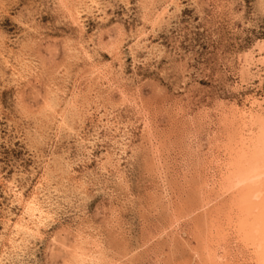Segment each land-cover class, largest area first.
<instances>
[{
	"label": "rangeland",
	"instance_id": "obj_1",
	"mask_svg": "<svg viewBox=\"0 0 264 264\" xmlns=\"http://www.w3.org/2000/svg\"><path fill=\"white\" fill-rule=\"evenodd\" d=\"M149 1L99 0L95 7L89 0H0V254L5 264H63L78 244L79 228L84 237H100L106 264H200L191 251L197 247L191 218L176 224L171 217L179 205L193 206L195 176L205 171L187 165L183 145L190 141L197 154L215 149L218 155L215 140L227 129L222 110L248 107L252 98L264 101V66L259 73L252 69L250 80L242 74L243 57L258 58L256 44L264 40V0H153L152 10L167 9L160 21L145 17ZM84 2L92 9L81 14L80 33L66 8L73 14ZM142 32L145 37L139 38ZM83 48L91 61L82 56ZM96 69L104 79L90 75ZM243 79L248 81L242 84ZM99 92L81 123L74 121L78 135L50 121L49 100L56 101L52 111L57 113L70 95L77 94L82 104ZM147 120L155 129L153 147L162 148L159 172L146 164L152 147L143 133ZM107 122L127 135L119 164L125 186L113 169L99 171L106 153L119 150L113 144L119 134ZM78 136L85 139L83 148ZM45 171L54 174L49 191L57 215L40 238L14 250L7 236L22 210L9 184L28 197ZM81 181L83 189L72 186ZM55 187L63 193L53 192Z\"/></svg>",
	"mask_w": 264,
	"mask_h": 264
},
{
	"label": "bare ground",
	"instance_id": "obj_2",
	"mask_svg": "<svg viewBox=\"0 0 264 264\" xmlns=\"http://www.w3.org/2000/svg\"><path fill=\"white\" fill-rule=\"evenodd\" d=\"M98 1L89 0V3L97 7L96 5H98ZM59 2L63 3V0H59ZM149 2H150L149 5L145 8V10L147 11V15L145 17L149 18V16H151L149 19H153L154 21H160L161 15L165 13L164 11L166 8H161V10L159 11L156 9L152 10L153 0ZM79 5L82 6V8L84 7L82 11L76 10L75 13L72 14L69 8H66V10L70 13V17L74 25L78 26L81 30L80 33H82V31H84L82 30L84 22L82 23L83 17L81 14H83V12L85 14H90L92 7L87 6L85 2L84 4H79ZM146 18L145 21L147 20ZM141 37L142 38L145 37L144 32H142V34L140 33L139 38ZM77 42L75 44V50H74V52L76 53L82 51V44H80V42L78 43ZM256 49H257L258 58L254 57V55L251 54V55H245L242 60V69H243L242 74L244 76L246 74V76L249 77L248 80L251 79L250 73L252 72L251 71L252 69L256 70L259 73L262 70L261 68L264 66V40L256 44ZM81 53L82 56L85 57V60L87 62L88 60L91 61V56L87 55V53L84 51V48H83V52ZM20 72L22 73V71ZM63 73H65V71ZM94 74L96 75V77L98 76V78L96 79H99V81L104 79V78H99L100 72L98 69H96L95 72L94 71L92 72V70H90V75H94ZM66 77L68 78V76ZM248 80L247 79L241 80L243 82L242 84H244L245 81ZM90 82H92V80ZM65 90L56 89V91L60 93L61 92L65 93ZM88 90H90V88ZM101 95L102 93L96 96L91 95V97L89 96L90 98H87V100L85 99L86 101L82 99V101L80 100L82 102V104L80 103L81 104L80 105L78 103L79 100L77 101L78 95L74 93V95L73 94L70 95L69 99L67 100L65 99L63 103V109L60 110L59 112L56 113L52 111L53 105L54 106L56 105V101L54 104L53 100L51 101L49 100V102L45 106V109L48 112L50 111L51 113L50 121H52L53 124H56V122H58V129L63 127V129L66 128L68 132L76 134L77 130L74 128V123L76 122L75 120L81 123L82 114L84 113L85 115L86 111L89 108V105L91 103H94L93 100L97 97L100 98ZM263 106H264V101L261 102L256 100L255 98H252L251 100L248 101V107L238 108L237 106L234 105L229 108L224 107L225 109L222 110V113L220 115L221 117L220 121L221 124H223V126L227 129L224 133H222L223 137L221 136L219 139L217 138V140H215L216 149L218 150L217 151L218 155H215L216 154L214 152L215 149L211 150L210 151L211 153H209V155H206L207 157L204 154L201 155L200 153L197 154V151L199 149L193 147L194 145H192L190 141L189 143L186 142V145H183L185 147L184 148L185 153L187 154L185 158L186 160L184 159L187 162V165L194 167L198 166L201 167L202 169H205V171L203 170L204 171L203 176L201 175V172H199L197 176H195V179L197 178V182L195 183L196 185L195 187H193L194 189L192 190L195 196L194 202H192L193 206H191V204L189 203H183L185 205L183 204L179 205V209H177L178 211L174 210L173 213H171L172 215L171 217L176 224L179 223V221L183 217L191 218L190 220L192 227L191 236L193 235L191 239L194 240L195 243L197 244V247L192 249L191 251L194 254V256L199 259L200 264H264V110H263ZM144 123L145 124L143 127V133L145 135V139L147 140L149 139L151 142H147V143H150V145H152V147L149 146L151 147L150 150H147V153L149 151L148 156L150 158V161L147 162L146 164L153 171L159 172L160 168L163 169L164 166L163 165L164 157L161 154L162 148L161 147L159 148L158 145L157 147L155 146L156 148L153 147L154 143L152 141L154 140V142H156V138L153 135L154 134L153 131H155V129L153 126H151V122H149V120H147ZM107 125L112 126L114 129L113 131L119 134V139L113 141L114 145H118L119 150L116 154L114 152H113L114 154L112 152L106 153L103 162L102 163L100 162L99 171L107 172L108 168L113 169L114 173L116 174L114 175L115 178H117L120 181L119 184L125 186L126 183L124 179L121 178L123 172L119 170L120 168L119 164H120V155L125 153L124 142L122 141L125 140L124 137L127 135L125 134L124 131H120L119 127H117L118 124L113 125V123L110 122L109 124L107 122L105 126ZM126 128L127 127H124V130ZM160 134L163 135L162 133ZM158 135L159 134H157V136ZM160 137L162 138L163 136ZM78 138H79L78 144H80L81 147L83 148L82 145L85 144V139L82 136H78ZM160 145H162V143ZM90 146H92V144H90ZM90 150L87 149L88 155L90 153ZM151 151L154 152L152 153ZM69 164L70 163L68 162L66 163L67 168H69L68 167ZM185 167L187 168V166ZM50 173L51 172L48 171L44 174L45 178H43L42 180H40L39 183L36 184L37 186H35L33 192L28 197H24L23 195L24 193H22L21 190L16 189V187L12 183L9 184V187L11 188V192L13 194L12 196L14 198V201L17 202V205L21 206V210H22L20 217L16 218L13 223L11 222L12 223V227L10 226L11 232L7 236V241L9 245L13 247L14 250H18L21 246H25V244L29 239L36 240L40 238L42 235V231L43 230L45 231V229L50 225L52 219L57 215L56 213L57 211H55L56 209L58 210V206L56 205L57 201L52 200V196L49 191L51 189L49 187V181H50L49 177L51 176ZM56 174L57 173H55V176ZM72 186L78 187L79 189H83L85 187V182L81 181L78 184V186H77V182H74ZM56 187L53 189L54 190L53 192L62 194L63 192L62 190H60V187L59 190ZM66 203L68 202L66 201ZM188 205H190V207ZM8 224L9 221L6 224V229L7 227H9ZM79 229H80L79 234L78 236H76L78 244L76 245L73 244L75 247L73 248L70 256L64 261L63 264H106L108 262L105 256L106 251L103 250L104 248L102 246L103 241L100 239V237L95 235L92 236L90 234H87L86 237H84L83 235L84 228H79ZM113 239L112 241L110 240L109 244L115 242ZM3 257H4V253H2V255L0 254V264H5L3 262L4 259ZM111 264H117V262Z\"/></svg>",
	"mask_w": 264,
	"mask_h": 264
}]
</instances>
